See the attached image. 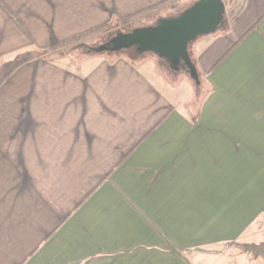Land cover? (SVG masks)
<instances>
[{
    "label": "crops",
    "instance_id": "0c3cea01",
    "mask_svg": "<svg viewBox=\"0 0 264 264\" xmlns=\"http://www.w3.org/2000/svg\"><path fill=\"white\" fill-rule=\"evenodd\" d=\"M165 1L0 0V65ZM238 1L190 48L201 96L153 60L12 72L0 264H264V0Z\"/></svg>",
    "mask_w": 264,
    "mask_h": 264
},
{
    "label": "rangeland",
    "instance_id": "374dc122",
    "mask_svg": "<svg viewBox=\"0 0 264 264\" xmlns=\"http://www.w3.org/2000/svg\"><path fill=\"white\" fill-rule=\"evenodd\" d=\"M197 0H172L171 2L157 8L149 13L140 15L134 19L123 21L117 19L112 24L105 26L106 28L96 32L88 37L63 47H59L53 50H49L45 53H31L23 59L17 61H11L10 64L2 63L0 65V87L3 84L15 83V75L12 72L15 71L21 64L30 67L31 63L38 61L42 66H46L47 61L63 63L69 66L78 67L82 62L97 57H106L111 60L127 59L135 62L139 66H143L149 61H155L161 75L168 78V82H176L180 78L188 79L193 85L195 90L197 89L198 95L206 94L203 92L202 78L199 77V81H195L189 73L188 68L182 62L178 65L171 67L164 59L159 58L153 53H147L139 56L136 48L128 50H122L119 52H100L99 49L116 38L119 35H125L133 33L137 29L148 28L159 25L162 21L167 19H174L179 17L188 8H191ZM226 4V20L233 17V13L239 6L238 0H224ZM194 44V43H193ZM192 44V45H193ZM191 45V46H192ZM38 54V55H37ZM192 57L193 54L191 53ZM38 58V59H37ZM5 71L9 72L5 75ZM11 73V74H10ZM198 74V73H197ZM179 75V76H177ZM250 258H263L264 259V245L263 246H248L244 248Z\"/></svg>",
    "mask_w": 264,
    "mask_h": 264
},
{
    "label": "water",
    "instance_id": "95a60500",
    "mask_svg": "<svg viewBox=\"0 0 264 264\" xmlns=\"http://www.w3.org/2000/svg\"><path fill=\"white\" fill-rule=\"evenodd\" d=\"M226 23V4L223 0H199L179 17L119 35L99 51L119 52L137 48L142 53H153L175 65L183 62L198 82L199 76L189 54L190 45L201 37L216 33Z\"/></svg>",
    "mask_w": 264,
    "mask_h": 264
},
{
    "label": "trees",
    "instance_id": "16d2710c",
    "mask_svg": "<svg viewBox=\"0 0 264 264\" xmlns=\"http://www.w3.org/2000/svg\"><path fill=\"white\" fill-rule=\"evenodd\" d=\"M171 1H172V0L165 1V2H163V3H161V4H158V5H155V6H153V7H150V8H148V9L142 11V12H139V13H137V14H135V15H131V16H129V17H124V18H122L121 20H123V21L130 20V19L132 20V19H134V18H136V17H138V16H140V15H143V14H145V13H149V12H151V11L157 9V8H160V7H162L163 5H165V4H167V3L171 2ZM105 28H106V27H101V28L96 29V30H94V31H92V32H90V33H88V34H86V35H83V36H81V37H77V38H74V39L69 40V41H67V42L61 43V44H59V45H55V46H53V47L51 48V50L56 49V48H59V47L66 46V45L71 44V43H74V42H78V41H80V40H82V39L88 37L89 35H92V34H94V33H96V32H99L100 30H103V29H105ZM191 45H192V44H191ZM191 45H190V48H191ZM190 48H189V54H190V57H191V60H192V62H193V64H194V66H195V68H196V63H195V61H194V59H193V57H192V55H191ZM136 49H137V48H136ZM137 53H138L139 56L144 55V54H147V53H142V52L139 51L138 49H137Z\"/></svg>",
    "mask_w": 264,
    "mask_h": 264
},
{
    "label": "flooded vegetation",
    "instance_id": "af4514ba",
    "mask_svg": "<svg viewBox=\"0 0 264 264\" xmlns=\"http://www.w3.org/2000/svg\"><path fill=\"white\" fill-rule=\"evenodd\" d=\"M171 67H173L175 64H172V63H169V62H167Z\"/></svg>",
    "mask_w": 264,
    "mask_h": 264
}]
</instances>
